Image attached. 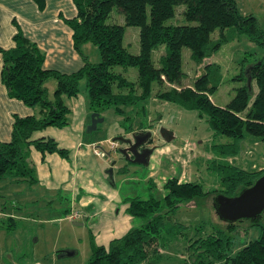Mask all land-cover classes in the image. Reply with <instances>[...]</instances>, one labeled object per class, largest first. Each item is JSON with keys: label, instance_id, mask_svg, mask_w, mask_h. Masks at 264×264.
<instances>
[{"label": "trees", "instance_id": "trees-1", "mask_svg": "<svg viewBox=\"0 0 264 264\" xmlns=\"http://www.w3.org/2000/svg\"><path fill=\"white\" fill-rule=\"evenodd\" d=\"M71 1L76 14L64 21L72 30L73 48L82 59L79 69L60 73L43 68V52L24 37L18 27L11 37L13 45L6 49L0 48V82L5 86L7 95L35 110L27 116L13 115L10 138L8 141H0V180L27 182L29 185L36 182L35 169L28 159L30 148L42 156L55 153L62 158L67 157L68 150L60 147L53 138L32 137V134L48 126L62 128L68 124L70 108L65 100L78 94L79 80L84 79L90 111L100 114L104 109L112 107L115 114L123 116V120L131 118V114L125 112L124 108L144 101L150 93V84L155 82V96L158 99L196 110L199 115L206 117L213 135H224L229 139L213 145L217 155L222 158L209 163V168L219 176L217 188L206 191L198 182H182L172 176L163 182L164 195L161 200L153 197L125 198L126 213L142 218L143 223L109 240L107 245L91 243L90 256L86 262L152 264L157 252L155 241L163 230L167 213L200 196L237 194L264 171L245 170L226 160L239 154L241 140L246 134L264 146V60L251 63L245 74L249 82L244 81L236 87L233 96L224 106H217L209 98L215 85L209 82L207 73L195 78L190 86H174L182 75L181 48H188L190 59L200 63L219 45L218 42L210 41V33L215 29L222 36L224 29L233 27L263 47L264 35L254 16L238 13L234 0ZM178 4L184 5L182 16L186 23L165 25L164 21L173 15L174 7ZM112 7L122 12V25L106 22ZM125 26L138 28L136 54L129 53L122 45ZM87 42L98 49L99 60L95 63L89 62L80 52L81 45ZM158 45H163L164 50L154 64L151 51ZM114 65L135 67L136 81H128L120 73L112 71ZM48 78L55 82L51 97L44 86ZM238 80H245V77L239 74ZM164 82L171 86L163 88ZM252 84L256 86L255 92H252ZM113 86L115 91L112 90ZM140 127V123L130 122L124 130L139 128V132H145ZM124 169L125 166L121 165L119 172ZM260 217H264V210L249 221L257 224ZM233 225L226 223L229 230ZM193 243L211 255L213 264L219 260H229V264H264V226H261L256 239L244 244L233 256H227L231 240L220 230H215L205 238H196Z\"/></svg>", "mask_w": 264, "mask_h": 264}, {"label": "rangeland", "instance_id": "rangeland-1", "mask_svg": "<svg viewBox=\"0 0 264 264\" xmlns=\"http://www.w3.org/2000/svg\"><path fill=\"white\" fill-rule=\"evenodd\" d=\"M234 1L238 13L255 17L264 35V0ZM183 8V4L176 5L173 15L165 20L164 24L186 23L182 16ZM106 22L122 25V12L112 7ZM221 33L222 36L218 29L210 33L211 43L218 42L219 45L200 63L190 59L188 48H181L182 75L178 84L174 85L190 86L195 78L207 73L209 82L215 85L209 98L217 106H224L233 96L236 87L244 81L248 83L245 74L251 63L259 59L264 60V47L261 44L249 40L245 34L233 27L226 28ZM122 45L131 54L138 52L137 27H124ZM163 50V45H158L151 51L152 63L156 64ZM81 51L89 62L95 63L99 60L98 49L93 44L87 42L81 45ZM111 70L120 73L128 81H136L135 67L114 65ZM239 74H242L245 80H238ZM48 79L54 81L52 78ZM170 86L165 82L162 85L163 88ZM251 87L252 92H255L256 86L252 84ZM112 90H116L115 86ZM156 90L157 84L152 82L150 93L144 101L124 108L125 112L131 114L130 119L123 120V116L115 114L113 108L108 107L99 114L102 121L96 124L95 129L86 132L92 111L88 108L84 79L78 82L77 97L83 98L85 112L82 143L85 146L86 143L90 144V141L97 142V149L101 153L100 156H89L82 160L79 169L83 174L82 178H91L97 183L102 179L104 184L102 187L96 186V197L108 200L111 205L116 204L119 209L121 201L125 198L153 197L161 200L164 195L163 182L172 176L182 182H198L206 191L219 186V176L209 168V163L222 159L213 145L224 143L229 138L219 134L213 135L206 117L199 115L196 110L185 109L175 103L158 99L155 96ZM52 91L48 89L49 97ZM130 122L140 123V128L149 132L152 137V151L145 165L121 159L117 150L126 147L124 142L115 140V148L110 149L108 140L112 141L114 137L131 139L133 133H129L128 128L126 133H121L123 136L116 135L122 132L117 123L125 128ZM68 127L60 132L58 128H53L59 146L66 147L72 138L68 133L75 127L73 124ZM111 128H115V131L109 136ZM64 132H67L69 138ZM164 132L169 134V140L164 136ZM37 133L38 131L34 132L32 137H36ZM246 137L254 138L247 134ZM243 144L241 140L240 145ZM244 147L250 148V151L245 156L247 164L242 167L254 171L257 167H251V164L260 166L263 163L264 146L259 153L252 142H246ZM35 152L30 148L28 159L35 169L38 181L29 185L27 182L0 180V264H86L91 252L90 244H106L103 233L110 237L121 236L130 228L143 223V219L136 216L127 215L128 220L124 219L122 215L125 212L121 210L118 218L111 222L114 223L113 226L108 224V227L104 228L100 221L101 214L92 215L86 211L80 200L73 199L70 188L65 186L66 181L72 180L70 176L73 173L69 171L67 174L53 159L47 158L40 163ZM111 160H115L112 167L109 164ZM226 160L228 161L227 158ZM69 161L71 167V160ZM229 162L235 164V160L229 159ZM122 164H126V167L123 172H119ZM77 170L76 167L73 168V172ZM211 196L194 198L167 213L163 230L155 241L157 252L152 264H213L211 255L197 248L193 241L196 238H205L215 230L222 231L231 240L227 256H233L244 244L259 236L261 226H264V217H260L257 224H251L249 219L235 221L229 230L226 222L215 214ZM72 213H77V216L70 218ZM216 264H229V260H219Z\"/></svg>", "mask_w": 264, "mask_h": 264}, {"label": "crops", "instance_id": "crops-1", "mask_svg": "<svg viewBox=\"0 0 264 264\" xmlns=\"http://www.w3.org/2000/svg\"><path fill=\"white\" fill-rule=\"evenodd\" d=\"M75 14L76 10L71 0H0V48L6 49L13 45L11 37L18 27L24 37L32 41L43 52V68L52 69L60 73L73 72L82 66V59L80 54L73 48L71 37L72 30L64 19H70L74 17ZM85 44L86 43L83 45ZM80 52L82 53L81 47ZM54 85L55 82L51 79H47L44 82L47 93L48 89H51V91L54 89ZM66 103L70 108L68 114L70 115V122H68L69 124L67 127L58 128V130L59 132L60 130H67L70 124H73L75 127L68 133L72 137L69 144H67L66 147L60 146L68 150L67 157L62 158L55 153H46L42 156L38 152H35L37 153V160L43 163L47 158L53 159L59 166L65 169L67 174L69 171L73 173L70 176L72 180L66 181L65 186L70 188L73 199L80 200V204L86 211L90 212L92 215L97 213L101 214L100 221L104 228H107L108 224H110V227L113 226L114 223L111 222L118 218L121 210L125 212V214L122 215L123 218L128 220V214L126 213L127 202L125 199L121 201L122 205L119 209L116 204L111 205L108 200L104 201L102 198L96 197V186H103L104 183L102 179L99 178L101 181L97 183L91 178H82L83 174L79 169L81 161L87 159L89 156H95L92 151H90L89 144L86 143L84 146L82 143V128L85 123L83 98L80 97L79 99L76 95L66 99ZM34 111V109L25 106L21 101L9 97L5 86L0 82V141L9 140L13 115L22 117L30 115ZM73 122H75V124ZM117 124L118 129H121L122 132L116 135L123 136L121 133H126V130H124L120 123ZM53 128L52 126H48L39 130L36 137H50L55 140L56 131H54L55 129ZM109 131L108 135L110 136L114 133L115 128H111ZM139 131H141L139 128H133L128 132L132 133ZM64 133L69 138L67 132ZM78 135L79 137H77ZM107 138L108 136H106L105 139ZM91 142L95 143V145L97 144V142L94 141L88 143ZM242 142L244 144L246 142H252V145L256 147L255 150L257 153H259L263 147V144L259 140L246 137V135L242 138ZM244 144L241 146L239 154L227 158L228 161L229 159L235 160V164L233 165L242 169L245 167L243 165L247 164L245 156L250 151V148L246 149ZM69 160H71L72 163L71 167L69 165ZM262 161L263 163L260 166L252 163L251 167H257L256 170L264 169V158ZM74 167L78 169L75 172H73ZM36 181L38 180L36 179ZM108 205L111 207H108ZM102 235L104 236L106 244L109 240L119 237V235L110 237L108 234L106 235L104 233Z\"/></svg>", "mask_w": 264, "mask_h": 264}, {"label": "water", "instance_id": "water-1", "mask_svg": "<svg viewBox=\"0 0 264 264\" xmlns=\"http://www.w3.org/2000/svg\"><path fill=\"white\" fill-rule=\"evenodd\" d=\"M90 117L91 122L86 126V132L94 130L96 124L102 121L97 112H92ZM164 136L167 140L170 139L167 132H164ZM149 137V132H138L132 134L131 139L114 137L112 141L117 140L126 144V147L117 150L124 159L145 165L152 149H138V145L144 143ZM129 155L132 157H129ZM114 163L115 160H111L109 164L112 167ZM111 171L110 168L109 177H111ZM212 206L217 217L226 223H234L242 219L250 220L260 215L264 210V171L250 185L242 188L237 194L226 196L219 193L214 195L212 197ZM73 224L78 223L73 222Z\"/></svg>", "mask_w": 264, "mask_h": 264}, {"label": "built area", "instance_id": "built-area-1", "mask_svg": "<svg viewBox=\"0 0 264 264\" xmlns=\"http://www.w3.org/2000/svg\"><path fill=\"white\" fill-rule=\"evenodd\" d=\"M108 143L110 144V149H113V148H115V142H113V141H109L108 140ZM90 148H91V151H92V153L95 155V156H100L101 155V153H100V151L97 149L98 147L94 144V143H90L89 145H88ZM77 216V213H76V215H75V213H72V215L70 216V218L72 217V218H75Z\"/></svg>", "mask_w": 264, "mask_h": 264}, {"label": "flooded vegetation", "instance_id": "flooded-vegetation-1", "mask_svg": "<svg viewBox=\"0 0 264 264\" xmlns=\"http://www.w3.org/2000/svg\"><path fill=\"white\" fill-rule=\"evenodd\" d=\"M151 141H152V137L150 136L149 138H147V140H146L144 143L138 145V149H146V148H150V146H151V144H150ZM150 153H151V152H150ZM129 157H132V156L129 155ZM121 159H123L122 156H121ZM122 166H125V167H126V164H122Z\"/></svg>", "mask_w": 264, "mask_h": 264}]
</instances>
